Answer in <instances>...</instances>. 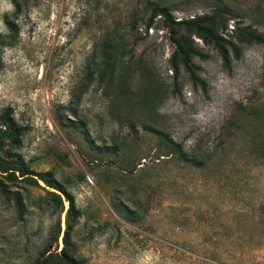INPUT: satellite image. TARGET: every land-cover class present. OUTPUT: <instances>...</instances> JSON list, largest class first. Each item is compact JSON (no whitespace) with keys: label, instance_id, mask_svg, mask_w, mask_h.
<instances>
[{"label":"rangeland","instance_id":"374dc122","mask_svg":"<svg viewBox=\"0 0 264 264\" xmlns=\"http://www.w3.org/2000/svg\"><path fill=\"white\" fill-rule=\"evenodd\" d=\"M19 1L0 0V113L9 107L24 127L13 151L72 193L74 254L85 264H264V0ZM157 7L174 20L216 11L227 30L249 25L263 41L227 69L192 36L204 86L183 69L174 79ZM105 39L113 74L90 78ZM13 187L25 211L18 218L0 191V264H38L44 247L62 246L67 204L51 214L42 189Z\"/></svg>","mask_w":264,"mask_h":264},{"label":"trees","instance_id":"16d2710c","mask_svg":"<svg viewBox=\"0 0 264 264\" xmlns=\"http://www.w3.org/2000/svg\"><path fill=\"white\" fill-rule=\"evenodd\" d=\"M9 1L15 10L19 8V0ZM155 10L157 14L162 15L163 24L168 31V40L173 46V51L168 62L174 79H176L180 70L183 69L192 82L198 83L202 87L204 86V83L191 70V57L194 55L201 56L196 51L192 36L200 39L204 45L211 46L220 57L223 67L227 69L229 68L231 56L233 59L240 57L242 46L259 44L263 41L262 33L258 32L255 28H251L249 25L235 23L230 30H227L226 18L216 11L186 19L174 20L165 9L157 7ZM3 21L7 24L9 31H14L12 23L5 16ZM111 49H113V44L110 41L106 42L105 39L103 46L101 45L100 49L95 52L102 62L94 64L93 71L88 72L90 78L93 74L101 79L102 75L107 72L110 75L113 74V62L110 60L113 53ZM23 130L24 127L18 124L12 117L10 108L6 107L3 109L0 113V191L7 192L10 195L18 218H22L25 211L24 199L19 189L14 187V189L4 188L6 182L10 185L24 184L42 189L44 194L40 199L50 209L51 214L59 215L63 211V202H66L67 207L64 210L61 248L58 251H49V247H44L38 252V259L36 261L38 264H85L74 254L70 241V233L79 216V210L75 205L74 197L54 177L50 170H31L23 158L13 151L20 144ZM176 148L178 152L181 151L179 144L176 145ZM59 231L58 219L55 234L57 235Z\"/></svg>","mask_w":264,"mask_h":264}]
</instances>
